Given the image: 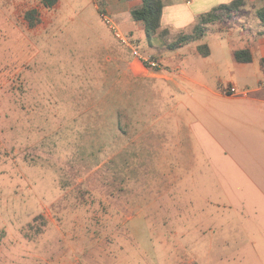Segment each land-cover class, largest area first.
I'll use <instances>...</instances> for the list:
<instances>
[{
    "label": "rangeland",
    "instance_id": "1",
    "mask_svg": "<svg viewBox=\"0 0 264 264\" xmlns=\"http://www.w3.org/2000/svg\"><path fill=\"white\" fill-rule=\"evenodd\" d=\"M97 3L0 0V264H264L260 59L133 85Z\"/></svg>",
    "mask_w": 264,
    "mask_h": 264
},
{
    "label": "crops",
    "instance_id": "2",
    "mask_svg": "<svg viewBox=\"0 0 264 264\" xmlns=\"http://www.w3.org/2000/svg\"><path fill=\"white\" fill-rule=\"evenodd\" d=\"M234 1L236 0H163L161 27L157 34L163 38L164 46L161 48L149 46L147 49H141L144 54L149 56L154 53L153 56L160 60L161 66L152 69L142 60L132 57L130 62L126 64L129 69L125 73L133 85H137L138 81L148 79L171 81L172 77L166 72L170 69H179V61H187L190 58L188 56L192 53L203 54L204 57L208 58L212 54L208 34L217 28L223 32L227 31L226 42L233 57L234 51L237 49L248 48L250 50L252 61L250 63H238L252 64L255 60L260 59L264 67V23L259 16V13L264 11V0H241L243 3L235 20L209 23L204 36L174 49L167 46L179 35L192 33L201 17L208 15L218 6L231 4ZM59 3L61 0L58 1ZM101 3L103 5L102 17L104 14L110 17L125 34L139 45V39H142L145 28L142 22L133 18L132 11L142 7L143 1L101 0ZM99 6L100 4L97 3L96 8L100 11ZM200 45L205 46L204 50L209 53H201L198 48ZM175 84H177L176 81Z\"/></svg>",
    "mask_w": 264,
    "mask_h": 264
},
{
    "label": "trees",
    "instance_id": "3",
    "mask_svg": "<svg viewBox=\"0 0 264 264\" xmlns=\"http://www.w3.org/2000/svg\"><path fill=\"white\" fill-rule=\"evenodd\" d=\"M59 0H40L41 4L46 8H54ZM142 7L132 11V16L136 21L142 22L145 28V33L148 39H151L158 33L161 27L162 13H163V0H142ZM243 2L236 0L231 4H224L218 6L208 15L200 18L199 22L194 27L190 34H181L174 41L168 43V48L174 49L180 47L190 41L204 36L208 29V24L216 21L228 22L235 20L240 11V6ZM100 11H103V5L99 6ZM37 9L32 8L25 13V18L31 27H35L39 22ZM260 18L264 23V11L259 13ZM199 50L201 53L208 54L204 50L205 46L200 45ZM234 58L237 62L250 63L252 61V54L248 48L237 49L234 51Z\"/></svg>",
    "mask_w": 264,
    "mask_h": 264
},
{
    "label": "built area",
    "instance_id": "4",
    "mask_svg": "<svg viewBox=\"0 0 264 264\" xmlns=\"http://www.w3.org/2000/svg\"><path fill=\"white\" fill-rule=\"evenodd\" d=\"M103 20L111 28L114 36L119 39L123 44L129 46L132 49L134 57L142 60L148 67L155 69L161 66V62L158 58L152 57L151 55L144 54L139 48L138 44L135 43L127 34H125L107 15H103ZM228 94H236L237 88L232 86L228 91Z\"/></svg>",
    "mask_w": 264,
    "mask_h": 264
}]
</instances>
